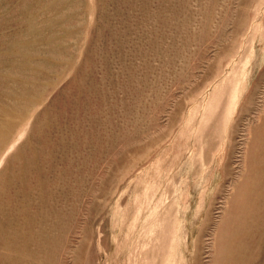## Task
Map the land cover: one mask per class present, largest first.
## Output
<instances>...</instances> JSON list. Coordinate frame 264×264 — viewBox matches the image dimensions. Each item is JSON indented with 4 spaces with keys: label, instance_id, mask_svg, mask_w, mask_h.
Returning <instances> with one entry per match:
<instances>
[{
    "label": "rangeland",
    "instance_id": "obj_1",
    "mask_svg": "<svg viewBox=\"0 0 264 264\" xmlns=\"http://www.w3.org/2000/svg\"><path fill=\"white\" fill-rule=\"evenodd\" d=\"M0 264H264V0H0Z\"/></svg>",
    "mask_w": 264,
    "mask_h": 264
}]
</instances>
